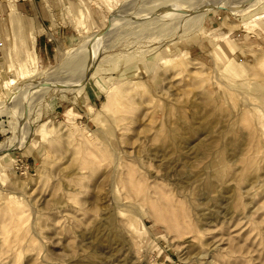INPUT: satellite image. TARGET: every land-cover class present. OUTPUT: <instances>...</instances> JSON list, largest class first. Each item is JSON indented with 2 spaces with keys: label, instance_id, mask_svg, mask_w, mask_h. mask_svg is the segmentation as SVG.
Returning <instances> with one entry per match:
<instances>
[{
  "label": "rangeland",
  "instance_id": "obj_1",
  "mask_svg": "<svg viewBox=\"0 0 264 264\" xmlns=\"http://www.w3.org/2000/svg\"><path fill=\"white\" fill-rule=\"evenodd\" d=\"M53 3L0 13V264H264V0Z\"/></svg>",
  "mask_w": 264,
  "mask_h": 264
},
{
  "label": "crops",
  "instance_id": "obj_2",
  "mask_svg": "<svg viewBox=\"0 0 264 264\" xmlns=\"http://www.w3.org/2000/svg\"><path fill=\"white\" fill-rule=\"evenodd\" d=\"M57 1L59 0H0V13L3 8H7L8 6H16L19 9L20 14H22L25 18L35 19L40 26L49 24L50 27L48 30L51 31L54 29L53 17L55 16L54 10L51 8L55 6V3L53 2ZM57 32L58 30H53V33L56 34ZM50 33L53 34L52 31ZM37 37H39V41H41L42 39L40 37L45 38L42 32H40ZM37 45L38 44L36 39L34 47H36ZM43 46L47 47V45L45 44H43Z\"/></svg>",
  "mask_w": 264,
  "mask_h": 264
},
{
  "label": "bare ground",
  "instance_id": "obj_3",
  "mask_svg": "<svg viewBox=\"0 0 264 264\" xmlns=\"http://www.w3.org/2000/svg\"><path fill=\"white\" fill-rule=\"evenodd\" d=\"M40 85H42V84H40ZM40 85H39V86H40ZM45 85H46V84H45ZM39 86H38V87H39ZM38 87H32V88L30 89V91L36 90ZM40 97H41V96H40ZM38 100H39V99H38ZM40 100H41V98H40ZM2 146H3V144H2ZM2 146H1V147H2ZM1 147H0V148H1Z\"/></svg>",
  "mask_w": 264,
  "mask_h": 264
}]
</instances>
